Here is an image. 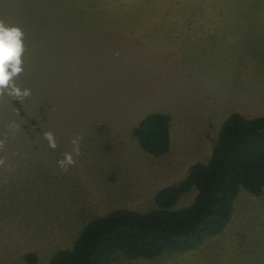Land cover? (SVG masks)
<instances>
[{
    "label": "rangeland",
    "instance_id": "obj_1",
    "mask_svg": "<svg viewBox=\"0 0 264 264\" xmlns=\"http://www.w3.org/2000/svg\"><path fill=\"white\" fill-rule=\"evenodd\" d=\"M0 20L25 32L17 83L32 91L0 101V264H51L92 219L148 212L160 189L209 160L229 115L264 114V0H0ZM159 112L172 142L156 156L134 132ZM76 136L81 154L64 172L57 162ZM237 198L225 229L199 248L135 261L264 264V190Z\"/></svg>",
    "mask_w": 264,
    "mask_h": 264
},
{
    "label": "trees",
    "instance_id": "obj_2",
    "mask_svg": "<svg viewBox=\"0 0 264 264\" xmlns=\"http://www.w3.org/2000/svg\"><path fill=\"white\" fill-rule=\"evenodd\" d=\"M134 134L148 153L165 154L172 142L171 117L149 114ZM242 187L253 194L264 190V114L229 115L209 160L194 163L183 180L160 189L155 208H116L92 219L74 246L58 250L51 264H138L135 260L153 259L168 250L197 249L225 229ZM192 188L198 190L194 201L176 207Z\"/></svg>",
    "mask_w": 264,
    "mask_h": 264
},
{
    "label": "clouds",
    "instance_id": "obj_3",
    "mask_svg": "<svg viewBox=\"0 0 264 264\" xmlns=\"http://www.w3.org/2000/svg\"><path fill=\"white\" fill-rule=\"evenodd\" d=\"M26 51L25 32L22 28L8 25L4 20H0V101L10 98L11 100H18L23 103L31 97V89L21 87L17 83L25 72L24 55ZM6 127L8 132L13 136L21 129V125L16 121H11ZM43 136L51 149L55 150L58 147L57 138L52 131L44 132ZM82 139V136L74 137L71 141L72 150L64 153L63 158L57 162L58 167L62 171L67 172L71 167L76 165L75 157L81 154L80 142ZM7 140L8 135L0 139V151L5 148ZM4 164L5 159L0 158V166Z\"/></svg>",
    "mask_w": 264,
    "mask_h": 264
},
{
    "label": "crops",
    "instance_id": "obj_4",
    "mask_svg": "<svg viewBox=\"0 0 264 264\" xmlns=\"http://www.w3.org/2000/svg\"><path fill=\"white\" fill-rule=\"evenodd\" d=\"M244 116H246V115H244ZM171 135H172V134H171ZM237 200H238V198L235 200L234 204H236ZM198 248H199V247H198Z\"/></svg>",
    "mask_w": 264,
    "mask_h": 264
}]
</instances>
